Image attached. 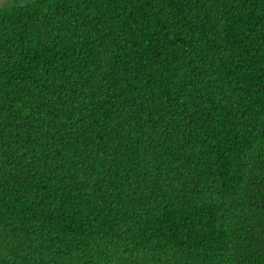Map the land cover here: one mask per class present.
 Segmentation results:
<instances>
[{
  "label": "trees",
  "instance_id": "obj_1",
  "mask_svg": "<svg viewBox=\"0 0 264 264\" xmlns=\"http://www.w3.org/2000/svg\"><path fill=\"white\" fill-rule=\"evenodd\" d=\"M0 264H264V0L2 4Z\"/></svg>",
  "mask_w": 264,
  "mask_h": 264
},
{
  "label": "water",
  "instance_id": "obj_2",
  "mask_svg": "<svg viewBox=\"0 0 264 264\" xmlns=\"http://www.w3.org/2000/svg\"><path fill=\"white\" fill-rule=\"evenodd\" d=\"M6 1H7V0H0V2H2V3H0V6H1L2 4H4Z\"/></svg>",
  "mask_w": 264,
  "mask_h": 264
},
{
  "label": "snow or ice",
  "instance_id": "obj_3",
  "mask_svg": "<svg viewBox=\"0 0 264 264\" xmlns=\"http://www.w3.org/2000/svg\"><path fill=\"white\" fill-rule=\"evenodd\" d=\"M0 3H2V2H0Z\"/></svg>",
  "mask_w": 264,
  "mask_h": 264
}]
</instances>
